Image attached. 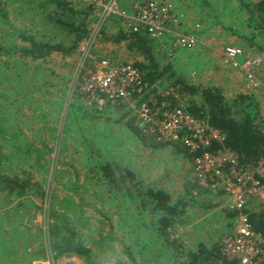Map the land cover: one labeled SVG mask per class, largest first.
Wrapping results in <instances>:
<instances>
[{
  "label": "rangeland",
  "instance_id": "obj_1",
  "mask_svg": "<svg viewBox=\"0 0 264 264\" xmlns=\"http://www.w3.org/2000/svg\"><path fill=\"white\" fill-rule=\"evenodd\" d=\"M68 1L77 10L94 5L86 17L90 21L88 40L74 57L53 54L47 61L33 62L10 53L27 45L21 32L38 41L69 43L47 15L54 4L51 0H0V174L21 181L31 176L44 193L43 199L29 200L0 194V264H43L53 258L50 232L64 225L63 217L85 238L97 264H171L166 246L155 241L152 214L139 210L136 194L129 198L117 186L101 182L102 165L107 163L116 176L119 174L122 187L164 189L172 200L183 197L189 203L175 230L186 248L207 240L210 245L217 244L224 234L220 230L228 233L232 224L219 197L200 196L189 201L192 165L184 153L169 145L156 150L143 147L126 127L133 117L126 108L104 113L101 118L86 109L77 110L81 101L77 79L85 63L105 59L132 64L134 59L124 43L107 41L108 36L124 30L122 22L106 10L111 0ZM158 1L170 4L180 19L178 28L173 27L175 34L192 35L196 24L197 31H204L201 38L211 45L218 42L213 39L215 33L222 32L225 38L224 30L229 32L224 0H208L205 14H199L195 0H184L192 4L189 8L183 0ZM133 2L117 0V6L124 10ZM247 8L243 10L251 16ZM171 39L154 42L153 53L160 68L171 66V73L181 79L186 70L182 60H187V55L177 58L186 50L170 56ZM210 45L209 51H202L203 66L216 58L217 50H211ZM171 85L164 77L155 84L158 95L176 97ZM155 99L159 100L157 95ZM120 118L123 122H118ZM123 248H130L133 262ZM67 258L54 259L53 264H67ZM74 262L82 264L84 260Z\"/></svg>",
  "mask_w": 264,
  "mask_h": 264
},
{
  "label": "trees",
  "instance_id": "obj_2",
  "mask_svg": "<svg viewBox=\"0 0 264 264\" xmlns=\"http://www.w3.org/2000/svg\"><path fill=\"white\" fill-rule=\"evenodd\" d=\"M137 1L142 0H134L131 6ZM51 2L54 4V9L47 15L54 27H57L66 36L69 43L38 41L34 36L21 32V39L27 45L12 49L11 54L33 62L47 61L53 54H58L62 58H69L74 57L80 45L88 40L90 21L86 17H89L94 5L77 10L68 0H51ZM252 13L247 22L249 29L251 27V32L240 35L238 39L247 44L248 47L244 48L246 51L264 52V0L254 4ZM100 33L103 35L102 32ZM107 41L115 45L125 44L131 59H134L133 66L139 70L144 83L146 86L148 85L147 87L160 83L164 77L167 82H172L170 87L176 97L171 95L162 98L159 95L158 101L167 102L170 106L169 109L177 106L185 107V110L193 116L204 120L211 128L224 135L223 145L214 143L208 149L209 151L216 152L225 147L236 153L241 162L251 165L264 160V121L261 120V113L257 107L258 101L253 96H242L240 94L233 101H230L226 99L220 89L196 87L172 74L171 66L160 68L153 53L154 44L143 32L132 33L121 29L116 35L108 36ZM132 55L134 56L132 57ZM137 57L140 60H137ZM79 98L81 101L79 104L77 103L78 107H76L79 112L86 109L97 117L105 116L104 113L85 107L81 96ZM108 110L109 113L114 111L112 109ZM122 118L118 122H121ZM126 127L147 149L156 150L167 146V144L156 143L152 136L144 133L134 116L126 122ZM171 147L174 151L182 152L189 160H192L187 151L172 145ZM121 181L119 174L118 176L115 175V169H112L110 163L102 165V183L114 188L117 186V190L123 192L129 198L134 197L136 194V200L140 204L139 210L152 214L151 225H155V233L164 238L163 245L166 246V251L170 253L171 264H236L235 262L228 263L222 260L218 243L211 247L198 244L196 248H186L176 238L175 230L178 225V218L189 204L185 202L183 197L174 201L164 189L145 188L144 185H137L136 188L127 187L126 185L125 188L120 186ZM189 185L187 189L189 201L199 199L200 196L202 198L212 196L208 190L203 189L194 182ZM0 194H5L8 197L14 195L19 200H29L30 197L43 199L44 196L40 183L34 181L31 176H28L25 181H21L16 176L7 177L1 174ZM224 212L229 220H232L235 216V213L225 209ZM250 218L254 231L264 235V214L256 213L251 215ZM63 221L64 225L60 229L50 232L51 249L55 255L51 259L74 256L83 259L84 264H97L93 261L92 251L85 246L86 241L82 234L76 231L68 218L63 217ZM169 229H171V232H168ZM170 234H174V238H171ZM123 250L124 254L133 262L130 248H123Z\"/></svg>",
  "mask_w": 264,
  "mask_h": 264
},
{
  "label": "built area",
  "instance_id": "obj_3",
  "mask_svg": "<svg viewBox=\"0 0 264 264\" xmlns=\"http://www.w3.org/2000/svg\"><path fill=\"white\" fill-rule=\"evenodd\" d=\"M118 7L117 0H111L106 10L115 15L128 32H143L157 43L175 35L170 41V56L176 57L177 51L193 49L201 43L198 35L175 34L173 27L178 28L180 19L170 4L144 0L137 1L129 10ZM221 59L241 73L245 94L264 98L262 52H249L228 45L222 50ZM147 86L133 64L105 59L85 63L77 79L78 92L85 107L99 113L126 108L136 117L143 132L152 136L156 143L175 146L192 157L193 182L208 190L213 197H219L223 209L235 213L230 220V232L218 239L223 261L264 264V235L254 231L250 220L251 215L264 214V160L251 165L241 162L236 153L225 147L216 152L209 151L214 143L223 145L224 135L193 116L185 107L169 109L167 102L155 99L156 95L163 98L168 93L158 95L155 85ZM258 109L264 114V102ZM173 235L170 237L174 238ZM53 262L49 259L43 264Z\"/></svg>",
  "mask_w": 264,
  "mask_h": 264
},
{
  "label": "crops",
  "instance_id": "obj_4",
  "mask_svg": "<svg viewBox=\"0 0 264 264\" xmlns=\"http://www.w3.org/2000/svg\"><path fill=\"white\" fill-rule=\"evenodd\" d=\"M261 0H224V10L225 12L223 13L224 15H228V23L225 22V24L230 26L229 32L224 30L226 36L225 38H222L221 35L224 34L222 32L215 33L213 35V39L215 41H218L214 44L208 43L205 41V38H201L200 35L203 34V32L200 30L199 36H200V44L199 46L186 50L182 52L180 55H178L179 60H181V57L183 56L182 59L187 57V60H182L183 69H186L185 72H183V77L181 76V79L184 80L187 83H190L192 85H195L196 87H210V88H217L220 89L223 93V95L226 97V99L233 101L236 97L240 96H248L243 92V79L241 73L239 71H236L232 67L226 65L225 63L222 62L221 59V53L224 47L228 45H234V46H239L241 48L248 47L247 44L241 40L238 39L240 35H246L249 32H251V29H249L248 26V21L250 18V15H246L245 10H243L246 7L247 11L253 12L254 9V4H258ZM193 2V1H191ZM195 7L197 10L202 14H205L206 11V5L207 7L209 6V1L208 0H195ZM183 5H188L187 8L192 7V4L189 2L186 3V1L183 0ZM196 21L197 24L201 22L200 18L198 19V16H196ZM195 30H193V35H196L197 28L199 27L198 25H194ZM201 29V28H200ZM195 31V33H194ZM202 32V33H201ZM209 45L211 46V50H217V53L215 54L216 58L214 59V63H203L204 66L202 65V59L201 55L203 50H207ZM216 47V48H215ZM215 48V49H214ZM209 51V49H208ZM207 51V52H208ZM252 52V51H249ZM185 54L187 55L185 57ZM207 62H211L212 59H204ZM178 62V61H176ZM175 63V62H173ZM181 64V65H182ZM254 99L258 101V108L260 107L261 102H264V98H259L258 94L256 97L255 95H252ZM261 117L263 118L262 120L264 121V114H261ZM185 211V210H184ZM183 213L179 216L178 218V223L181 222V216L184 214ZM182 223V222H181ZM179 225V224H178ZM223 226L225 227V223L223 222ZM227 227V226H226ZM153 228H155V225H153ZM176 229L178 230V226H176ZM151 230L155 232L152 228ZM223 233L227 232V229L224 230L223 228L220 230ZM168 232H171V229H169ZM157 234V233H156ZM163 239L161 236L156 235V242H161L163 245ZM181 242V241H180ZM208 242V243H207ZM198 244H203L206 247H211L212 244L210 245V240H207L205 243L200 241ZM194 245L193 247H197V245ZM68 257L67 264H75V260H79L80 258L78 257H71V256H66ZM84 264V263H82Z\"/></svg>",
  "mask_w": 264,
  "mask_h": 264
},
{
  "label": "clouds",
  "instance_id": "obj_5",
  "mask_svg": "<svg viewBox=\"0 0 264 264\" xmlns=\"http://www.w3.org/2000/svg\"><path fill=\"white\" fill-rule=\"evenodd\" d=\"M199 33H200V32H199V31H197V32H196V35H198V36H199ZM153 43H154V42H153ZM154 44H155V43H154Z\"/></svg>",
  "mask_w": 264,
  "mask_h": 264
}]
</instances>
